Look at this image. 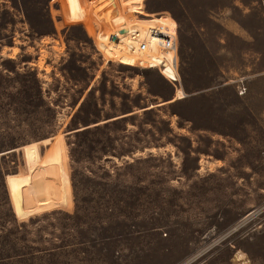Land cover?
<instances>
[{
	"label": "rangeland",
	"instance_id": "obj_1",
	"mask_svg": "<svg viewBox=\"0 0 264 264\" xmlns=\"http://www.w3.org/2000/svg\"><path fill=\"white\" fill-rule=\"evenodd\" d=\"M124 1L0 0V264H264V0ZM131 1L176 89L103 44Z\"/></svg>",
	"mask_w": 264,
	"mask_h": 264
},
{
	"label": "built area",
	"instance_id": "obj_2",
	"mask_svg": "<svg viewBox=\"0 0 264 264\" xmlns=\"http://www.w3.org/2000/svg\"><path fill=\"white\" fill-rule=\"evenodd\" d=\"M124 2L126 3V0ZM119 3L120 0H116L114 5H119ZM126 5H128L127 11L133 13L134 17L145 25L144 31L134 39L132 44V53L137 56L136 65L156 68L176 89L177 85H180L179 32L176 21L167 16L145 15L142 12L143 2L131 1ZM162 18L163 20L169 18L172 24L161 21ZM109 39L113 40V35H110ZM109 60L125 64L122 57ZM238 91L240 94L243 93L244 85L239 86Z\"/></svg>",
	"mask_w": 264,
	"mask_h": 264
},
{
	"label": "bare ground",
	"instance_id": "obj_3",
	"mask_svg": "<svg viewBox=\"0 0 264 264\" xmlns=\"http://www.w3.org/2000/svg\"><path fill=\"white\" fill-rule=\"evenodd\" d=\"M161 21H164L167 24H172V21L167 18ZM145 25L142 21L138 20V23L133 24L131 23L130 26L126 25H120L117 28L110 30L105 36H103V44L110 47L111 51H114V48L116 46L117 41H120L122 37L125 38L128 41L127 47L130 50V53H132V44L134 42V39L144 31ZM110 35H113V40L109 39ZM125 35V36H124ZM135 55L134 53H132ZM136 56V55H135ZM137 57V56H136Z\"/></svg>",
	"mask_w": 264,
	"mask_h": 264
},
{
	"label": "crops",
	"instance_id": "obj_4",
	"mask_svg": "<svg viewBox=\"0 0 264 264\" xmlns=\"http://www.w3.org/2000/svg\"><path fill=\"white\" fill-rule=\"evenodd\" d=\"M51 1L52 0H47L46 2V12H47V17L51 23V27H52V30L53 31H57L59 30L57 27H56V17L53 15V11H52V8H53V5H51ZM76 28V27H75ZM62 29V28H61ZM52 31V33H53ZM52 35V34H51ZM244 36V35H243ZM244 38V37H243Z\"/></svg>",
	"mask_w": 264,
	"mask_h": 264
},
{
	"label": "water",
	"instance_id": "obj_5",
	"mask_svg": "<svg viewBox=\"0 0 264 264\" xmlns=\"http://www.w3.org/2000/svg\"><path fill=\"white\" fill-rule=\"evenodd\" d=\"M79 130V129H78Z\"/></svg>",
	"mask_w": 264,
	"mask_h": 264
}]
</instances>
